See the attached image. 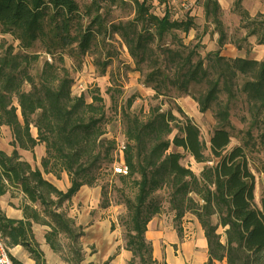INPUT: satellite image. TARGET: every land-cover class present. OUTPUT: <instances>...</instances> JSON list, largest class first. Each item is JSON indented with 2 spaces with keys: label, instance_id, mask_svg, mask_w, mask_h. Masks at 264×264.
Returning <instances> with one entry per match:
<instances>
[{
  "label": "trees",
  "instance_id": "obj_1",
  "mask_svg": "<svg viewBox=\"0 0 264 264\" xmlns=\"http://www.w3.org/2000/svg\"><path fill=\"white\" fill-rule=\"evenodd\" d=\"M130 1L132 18L115 20L102 11L127 3L124 0H0V34L17 43L16 47L0 43V127L9 129L12 147L10 155L0 151V197L15 189L25 200L21 220L7 218L0 209V234L7 250L21 246L35 264H41L32 224L48 228L44 239L53 252L57 246L52 238L58 233L75 241L69 220L50 206L59 208L81 187H92L98 169L114 163L115 142L106 138L102 98L92 93L86 102L84 95H72L64 57L79 67L86 55L101 49L100 56L106 60L99 67L104 72L116 54L107 42L117 39L154 98L190 96L198 112H211L215 121L209 138L214 161L207 165L211 160L205 155L200 132L178 107L179 116L153 106L140 118L130 112L134 98L129 97L119 108L127 173L116 176L134 190L133 199L122 197L120 202L125 207L121 226L124 250L131 254L128 264H159L145 233L161 211L157 196L161 191L167 193L174 221L189 213L199 223L206 243L204 264H264V196L257 208L244 148L226 150L230 109L240 98L248 130L260 131L264 125V61L221 55L227 38L217 0L202 1L204 16L211 19L218 35V50L203 58L198 44H185L179 36L193 28L190 17L173 20L167 9L157 16L150 11L149 0ZM240 2L236 0L234 7L248 32L230 43L240 51L246 39L255 36L257 45H264V13L250 18ZM37 47L39 52H33ZM41 55L49 61L44 60L33 76L30 70ZM37 145L44 146L41 170L18 154V150L32 152ZM184 154L203 164L198 176L181 165ZM42 173L56 179L65 173L69 187L65 192L57 190ZM36 205L43 208L48 221ZM9 257L13 264H22L10 252Z\"/></svg>",
  "mask_w": 264,
  "mask_h": 264
},
{
  "label": "rangeland",
  "instance_id": "obj_2",
  "mask_svg": "<svg viewBox=\"0 0 264 264\" xmlns=\"http://www.w3.org/2000/svg\"><path fill=\"white\" fill-rule=\"evenodd\" d=\"M202 1L149 0L148 2L150 11L157 16H162L164 10L167 9L173 20H184L186 16L193 20V28L187 34H179V36L185 44H198V52L203 58L218 50V35L214 31L211 19H206L204 16ZM235 1L217 0L218 18L227 38L220 53L226 58H229L230 54H234V50L231 48L234 45L231 43L241 40L248 32L247 28L241 27V16L234 7ZM240 7L248 13L250 18H253L264 8V5L257 7L254 0H245L244 4L240 2ZM105 13H107L108 19L115 20H126L133 16L130 2L105 8L102 14ZM2 41L13 44L15 47L17 45L9 36L0 34V43ZM107 44L112 46L116 54L104 72H101L99 67L106 60L100 56L104 53L101 49L86 55L79 67L73 63L72 59L64 57V66L69 71L73 82L72 95H84L86 102H90L92 93L102 98L106 116L104 124L106 138L114 140L115 143L123 141L119 108L129 97L134 98L130 112L140 118L146 117L149 109L153 106H159L162 111L170 110L173 115L179 116L178 107L198 128L200 140L206 148L205 155L211 160L207 165H211L214 160L211 159L209 152V138L215 127L212 113L209 111L199 113L196 103L190 96L171 99L154 98V93L142 85L139 73L133 71L134 66L124 46L117 39L112 42L108 41ZM234 49L236 48L234 47ZM15 51H17L16 48ZM33 52L38 53V47ZM239 55L264 61V46L257 45L256 37L251 36L246 39V44L239 51ZM48 59V56L41 55L39 60L32 65L30 74L36 76L43 61ZM28 89L29 87L24 85V90ZM31 130L34 132L33 129ZM229 132L230 143L226 150L229 151L237 146L244 148L248 168L254 177V205L260 208V201L264 196V138L261 137V134H264V125L261 126L260 131L257 129L248 130V115L241 98L230 109ZM10 142V131L6 128L3 133L0 132V146L2 144L9 145ZM175 150L170 148L169 151ZM23 155L30 159V154L23 152ZM181 165L191 170L196 176L199 175L203 167V164L195 163L188 154L183 155ZM133 196L134 190L128 183L123 184L119 177L113 174L110 164L101 166L96 173L94 185L92 187L84 186L78 198L62 203L59 208L50 206V210L63 214L64 218L69 220V225L77 236L75 241L60 232L52 238V242L57 246L56 252H53L46 243L45 245L64 264H102L105 260H109V258L113 260L117 256L118 261H122L119 264H128L131 254L124 250V230L121 226L125 207L120 202L122 197L133 199ZM157 196L161 211L148 223L145 238H148V241L156 248V256L160 258L159 264H204L206 243L203 231L195 217L186 213L178 222L174 221L173 212L169 210L167 203V193L161 191L157 193ZM10 200L13 203H9ZM1 201L3 205L12 204L22 207L25 204L22 195L15 189H10ZM34 207L45 220H49L42 207L37 205ZM38 226L37 228V224H32L33 242L42 255L41 264H45L44 254L39 244H42V240L49 230L45 226ZM218 232L222 234L221 229H218ZM9 252L19 262L25 257L30 258L29 253L21 246H17ZM215 264H225V262Z\"/></svg>",
  "mask_w": 264,
  "mask_h": 264
},
{
  "label": "crops",
  "instance_id": "obj_3",
  "mask_svg": "<svg viewBox=\"0 0 264 264\" xmlns=\"http://www.w3.org/2000/svg\"><path fill=\"white\" fill-rule=\"evenodd\" d=\"M244 1L245 0L241 1L242 4H244ZM249 1H251V0H249ZM254 1L256 2L257 7L264 5V0H254ZM263 13H264V8L256 14H263ZM231 48H232V50H234V54L233 55L230 54L229 58L233 59L236 57H243V56L239 55V51L234 49V47L231 46ZM253 60L258 61L261 59H253ZM4 129H6V128L0 127V132L3 133ZM33 130H34V132H32V130H30V133H31L32 137L35 138L36 137V131H35V129H33ZM10 137H11V133H10ZM0 151L4 152L6 155H10L12 152V147L10 146V144L9 145L8 144H2L0 146ZM23 152L30 154V159L25 157L23 155ZM18 154L21 157V159L23 161H25L26 163H28L32 168L36 167V168L41 170L40 160L44 156V146L43 145H37L36 147H34L32 152L18 150ZM42 177L45 181H47L48 183L53 185L59 191L65 192L67 190V188L69 187V181H68V178H67L65 173H62L60 175V179H56L51 174H43V173H42ZM83 189H84V187H81L79 189V191L70 199V201H73L74 199L78 198L80 196V193H82ZM5 196H6V194L0 197V209L3 211V213L6 215L7 218L15 219V220H21L23 218L22 212H21L22 207L17 206V205H12V204L3 205L1 200ZM9 203H13L12 200H10ZM38 227L39 226L37 225V228ZM146 233H147V230H146ZM146 239L148 240V238H146ZM42 241H43L42 244H39V245H40L41 251L44 254L45 264H64L56 256H54L52 254L51 250L47 247V245H45L44 239ZM151 245H152V243H151ZM152 255H153V259L159 263L160 258L156 256V248L154 246H152ZM20 263H22V264H34V262L28 257H25L24 259H22V261H20ZM119 263H122V261H118V256H117L115 259L111 260V262L108 264H119Z\"/></svg>",
  "mask_w": 264,
  "mask_h": 264
},
{
  "label": "built area",
  "instance_id": "obj_4",
  "mask_svg": "<svg viewBox=\"0 0 264 264\" xmlns=\"http://www.w3.org/2000/svg\"><path fill=\"white\" fill-rule=\"evenodd\" d=\"M124 1L131 3L130 0H124ZM123 151H124V138L123 141L115 143V149L113 151L114 163L112 164V170H113V174L115 175H126L127 173V170L123 164ZM0 264H13L9 257V251L5 246L1 234H0Z\"/></svg>",
  "mask_w": 264,
  "mask_h": 264
}]
</instances>
